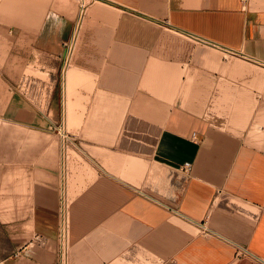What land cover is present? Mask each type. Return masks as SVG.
Returning a JSON list of instances; mask_svg holds the SVG:
<instances>
[{
  "label": "crops",
  "instance_id": "1",
  "mask_svg": "<svg viewBox=\"0 0 264 264\" xmlns=\"http://www.w3.org/2000/svg\"><path fill=\"white\" fill-rule=\"evenodd\" d=\"M88 1L0 0V264H61L60 119L64 264H264V0Z\"/></svg>",
  "mask_w": 264,
  "mask_h": 264
},
{
  "label": "built area",
  "instance_id": "2",
  "mask_svg": "<svg viewBox=\"0 0 264 264\" xmlns=\"http://www.w3.org/2000/svg\"><path fill=\"white\" fill-rule=\"evenodd\" d=\"M247 1V0H243ZM86 8V3L84 0L81 2V12L80 15L84 13V10ZM81 15V16H82ZM190 38L196 42V43H202L207 46H212V47H218L214 43L203 39L201 37L195 36V35H190ZM75 42H76V33L68 40L63 43V58H62V65L60 68V76H61V81H60V86L63 90V87H65L66 84V74L68 69L70 68L72 64V59H73V54H74V49H75ZM38 85L37 79L33 77H26L23 82H22V87H23V92L27 97L32 98L33 97V92L36 89ZM44 88L45 85H42ZM52 129H54L58 136L60 137V143H61V154H62V159L63 162L61 164V169H60V177H61V204H60V221H59V226H58V235H57V242L59 246V252H60V257H61V264H64L68 250H69V231H70V213H69V200L66 197V176H67V160H68V148L72 141H75L74 136L72 135L71 132L68 131V128L64 122L63 119H60L56 122L53 123ZM186 168H190V164L186 163L185 164Z\"/></svg>",
  "mask_w": 264,
  "mask_h": 264
},
{
  "label": "rangeland",
  "instance_id": "3",
  "mask_svg": "<svg viewBox=\"0 0 264 264\" xmlns=\"http://www.w3.org/2000/svg\"><path fill=\"white\" fill-rule=\"evenodd\" d=\"M88 0H85V3H86V6L88 4ZM81 12V11H80ZM82 15V14H81ZM80 15V16H81ZM77 21V20H76ZM1 33V32H0ZM75 33V32H74ZM74 35V34H73ZM61 72V71H60ZM60 72H59V75L57 76V78H55V81L53 82L52 79H49V78H46L47 81H49L50 83H54L56 85H58V87L60 88V81H61V76H60ZM30 73L31 72H25L26 76H30ZM52 80V81H51ZM54 133H56L57 137H58V141H59V150H60V169H61V164L63 162V159H62V154H61V143H60V137L58 136L57 132L54 130V129H51ZM68 131L71 132V130L68 128ZM74 149L76 150L77 149V142L75 141H72V143L70 144L69 148H68V160H67V167L72 165L73 164V160L74 158H77V154L75 153ZM69 164V165H68ZM69 169H67L68 171ZM70 177V176H69ZM67 178H68V173H67V176H66V183H67ZM69 180V179H68ZM62 183V181H61ZM66 197L69 198V194L67 193L66 191ZM69 213L71 214V205H69ZM71 216V215H70ZM69 241H71V229L69 231ZM69 248H70V242H69Z\"/></svg>",
  "mask_w": 264,
  "mask_h": 264
},
{
  "label": "bare ground",
  "instance_id": "4",
  "mask_svg": "<svg viewBox=\"0 0 264 264\" xmlns=\"http://www.w3.org/2000/svg\"><path fill=\"white\" fill-rule=\"evenodd\" d=\"M84 2H85V0H84ZM71 215V214H70ZM70 222H71V216H70ZM70 229H71V223H70Z\"/></svg>",
  "mask_w": 264,
  "mask_h": 264
}]
</instances>
